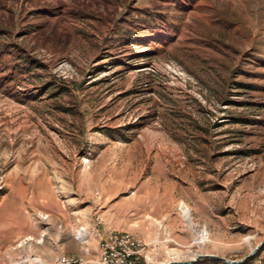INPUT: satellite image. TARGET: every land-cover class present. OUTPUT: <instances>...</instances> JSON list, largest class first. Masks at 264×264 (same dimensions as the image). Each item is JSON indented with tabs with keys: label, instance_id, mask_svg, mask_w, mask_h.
<instances>
[{
	"label": "rangeland",
	"instance_id": "1",
	"mask_svg": "<svg viewBox=\"0 0 264 264\" xmlns=\"http://www.w3.org/2000/svg\"><path fill=\"white\" fill-rule=\"evenodd\" d=\"M0 51V264H96L115 203L181 236L99 249L264 264V0H0Z\"/></svg>",
	"mask_w": 264,
	"mask_h": 264
},
{
	"label": "crops",
	"instance_id": "2",
	"mask_svg": "<svg viewBox=\"0 0 264 264\" xmlns=\"http://www.w3.org/2000/svg\"><path fill=\"white\" fill-rule=\"evenodd\" d=\"M128 200H131V202L136 200L139 202L137 203V206H143H141L140 201L142 200L137 197V193ZM146 204H150L149 201L146 202ZM123 205L118 203L110 205L105 223L94 229V231L96 230V248H93V256H95L96 253V259L99 255L100 241L112 233H131L136 238L143 241V243L147 246L146 251L155 255L154 257H157L156 255L161 253L164 248L167 250L171 246V244H168L169 246L164 245L165 242H162L163 231L165 235H169L174 242L177 243V241H179V238L177 239V237H180L181 234H177L178 228L176 229L172 225V221L174 220V218L172 219L173 209H165L164 211H161L159 206H156L157 204L153 203V206L150 205V210H144L132 218L131 216L135 215L133 213L134 207L128 210L127 207L123 208ZM71 243L72 242L67 238L65 240V247L67 249L69 248V251L75 252L70 248ZM81 255L82 253L79 252V256Z\"/></svg>",
	"mask_w": 264,
	"mask_h": 264
},
{
	"label": "built area",
	"instance_id": "3",
	"mask_svg": "<svg viewBox=\"0 0 264 264\" xmlns=\"http://www.w3.org/2000/svg\"><path fill=\"white\" fill-rule=\"evenodd\" d=\"M144 248L130 235L114 236L100 245L99 258L96 264H137V256ZM61 264H85L83 259L69 260L60 256Z\"/></svg>",
	"mask_w": 264,
	"mask_h": 264
},
{
	"label": "water",
	"instance_id": "4",
	"mask_svg": "<svg viewBox=\"0 0 264 264\" xmlns=\"http://www.w3.org/2000/svg\"><path fill=\"white\" fill-rule=\"evenodd\" d=\"M259 249V247H256L251 253L250 255L244 259L243 261H226V260H223L226 264H244L249 258L253 257L254 254L256 253V251ZM208 257V256H206ZM202 258V257H201ZM198 261V259L196 261H192L190 263H177V262H172V263H169V264H195L196 262Z\"/></svg>",
	"mask_w": 264,
	"mask_h": 264
},
{
	"label": "trees",
	"instance_id": "5",
	"mask_svg": "<svg viewBox=\"0 0 264 264\" xmlns=\"http://www.w3.org/2000/svg\"><path fill=\"white\" fill-rule=\"evenodd\" d=\"M41 31L43 30L42 28L40 29ZM176 38V35H174L173 36V39H175ZM175 41V40H174ZM174 41H172V43H174ZM171 45V43H165V46H167V47H169ZM1 52V51H0ZM150 55V54H149ZM149 57V56H148ZM147 57V58H148ZM145 58V57H144ZM5 70H6V67H3V65H2V61H1V56H0V74H1V76H3L4 75V72H5Z\"/></svg>",
	"mask_w": 264,
	"mask_h": 264
},
{
	"label": "bare ground",
	"instance_id": "6",
	"mask_svg": "<svg viewBox=\"0 0 264 264\" xmlns=\"http://www.w3.org/2000/svg\"><path fill=\"white\" fill-rule=\"evenodd\" d=\"M186 214H187V218L189 217V213L188 212H186ZM78 239V238H77ZM80 240V239H79ZM81 240H85V237H84V235H82L81 236ZM29 243V242H28ZM24 245H26L27 244V241L25 242V243H23ZM36 262H34V264H40L41 263V261L39 260V259H34ZM42 264V263H41Z\"/></svg>",
	"mask_w": 264,
	"mask_h": 264
}]
</instances>
